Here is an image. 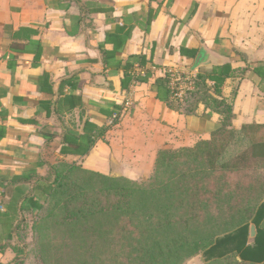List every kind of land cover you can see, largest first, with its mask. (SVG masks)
Masks as SVG:
<instances>
[{"label": "crops", "instance_id": "1", "mask_svg": "<svg viewBox=\"0 0 264 264\" xmlns=\"http://www.w3.org/2000/svg\"><path fill=\"white\" fill-rule=\"evenodd\" d=\"M222 68L220 94L205 86L229 128L264 126V0H0V264H19L57 165L134 181L210 140L221 115L175 111L157 81Z\"/></svg>", "mask_w": 264, "mask_h": 264}, {"label": "trees", "instance_id": "2", "mask_svg": "<svg viewBox=\"0 0 264 264\" xmlns=\"http://www.w3.org/2000/svg\"><path fill=\"white\" fill-rule=\"evenodd\" d=\"M227 75L224 68L208 76L198 74L192 79V92L168 103L175 111L188 112L189 105L202 101L221 115V125L210 140L191 148L159 150L142 184L65 164L52 169L54 179L44 190L46 197L31 207L40 215L51 201L57 203L63 216L61 226L66 228L65 242L68 236L74 250L87 249L78 255V264H182L197 254L203 264H264V190L251 198L249 210L236 208L227 217L230 222L220 225L221 216L211 214L212 204H228L231 194L216 200L221 191L211 193L199 185L201 177L214 174L264 173V132L259 134L264 126L229 128L230 103L208 95L206 80L214 81V92L220 94ZM157 82L167 88L169 81L165 76ZM76 172L86 177L72 180ZM251 226L255 227L253 238ZM15 251L17 256L23 253L22 248Z\"/></svg>", "mask_w": 264, "mask_h": 264}, {"label": "rangeland", "instance_id": "3", "mask_svg": "<svg viewBox=\"0 0 264 264\" xmlns=\"http://www.w3.org/2000/svg\"><path fill=\"white\" fill-rule=\"evenodd\" d=\"M148 176L149 175L134 180V184H142V182L148 180ZM84 177H86L84 174L76 172L72 180L83 179ZM260 178L264 180V173L261 171H252L246 174H214L210 177L200 178L199 185L203 186L207 191H211V193L215 192L217 189L221 191V194H218L215 198L216 200L223 201L225 193L228 192L231 194L228 204L222 203L218 207L217 205L219 202H213L212 204V212H210L211 214L213 213L214 215L218 214L221 216V220L218 222L220 225L230 222V218L227 217L234 214L236 208L238 210L240 207L248 208L247 206L250 204L251 198L253 196H255L253 198H257L256 195H258L259 191L264 190V182ZM255 180L259 181L256 183ZM262 198L264 199V194ZM102 199L106 200L104 196ZM56 204L55 201H51L49 205L42 210L40 215L37 213L35 217H30L27 220L26 231L24 234L19 235L18 239L20 248H22L23 252L19 258L21 260L20 264H78L80 262L78 260V255H82L83 250L87 251L86 248L74 250L68 236L65 242L63 231L66 230V228L61 226L63 216L59 206H55ZM54 206L58 209H53ZM51 209L53 210L50 211ZM36 217L37 219L35 220ZM34 222H37L40 227L35 225ZM202 225L203 228H208V225L205 223ZM116 227L117 228L114 230H118L121 226L119 225ZM182 264H203L202 256L201 254L191 256L184 259Z\"/></svg>", "mask_w": 264, "mask_h": 264}, {"label": "built area", "instance_id": "4", "mask_svg": "<svg viewBox=\"0 0 264 264\" xmlns=\"http://www.w3.org/2000/svg\"><path fill=\"white\" fill-rule=\"evenodd\" d=\"M166 76L169 81L168 87L175 100H181L187 92L192 90L193 83L189 72H183L181 74L167 72Z\"/></svg>", "mask_w": 264, "mask_h": 264}, {"label": "water", "instance_id": "5", "mask_svg": "<svg viewBox=\"0 0 264 264\" xmlns=\"http://www.w3.org/2000/svg\"><path fill=\"white\" fill-rule=\"evenodd\" d=\"M201 56L202 54H200L196 60H195V64H194V68L193 69H196L198 67V65L200 64V61H201ZM255 236V227L254 226H251L250 227V237L253 238Z\"/></svg>", "mask_w": 264, "mask_h": 264}]
</instances>
